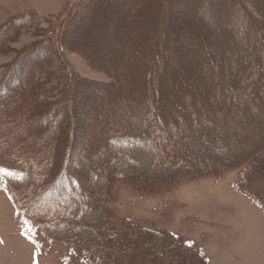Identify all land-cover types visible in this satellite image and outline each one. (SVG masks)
I'll return each mask as SVG.
<instances>
[{
    "label": "rangeland",
    "instance_id": "obj_1",
    "mask_svg": "<svg viewBox=\"0 0 264 264\" xmlns=\"http://www.w3.org/2000/svg\"><path fill=\"white\" fill-rule=\"evenodd\" d=\"M239 12L249 19L242 27L252 28L246 42L238 41L243 22L240 19L238 24L232 19ZM11 23L0 43V70L5 72L19 61L21 76L31 72L38 76L32 88L38 95L32 97L34 103L24 97L18 107L10 106L9 114L14 116H7L8 120L1 117L5 124L0 128L7 127L1 133L0 146L8 145L11 134L19 129L16 127L28 130L26 136H35L38 127L41 136L48 138L63 128L64 136L57 145L66 141L73 127L76 153L72 155L75 161L70 164L71 175L80 176L86 189L92 191L94 203L89 218H99L105 200L110 199L115 227L93 228L99 241L89 254L82 251L84 248L78 253L63 240L44 237L28 225L34 217L31 212L30 218H23L26 205L15 209L13 196L7 191L8 184L23 179V165L4 161L9 167L0 170V264H151L153 245L146 247V254L139 250L145 241L132 242L140 233V225L190 245L189 251L194 254L186 258L179 251L177 257L181 260L167 257V264H264V208L242 186L241 171L181 180L171 190L151 192L150 196L139 195L123 182L110 190L108 182L117 177L119 170L129 172L138 184L152 189L160 185L166 168L160 164L151 167L144 149L105 162L103 158H108L113 148L101 132L112 130L106 129L107 124L100 125L99 120L121 123L123 129L135 123L137 113L129 104L137 100L140 73L155 55L166 62L163 88L168 91V106L181 109L178 101L188 92L194 98H205L218 112L233 95L228 83L231 76L236 77L232 87L239 90L243 79L264 68L260 64L264 59V0H0V30ZM39 45L49 47V56H39ZM132 79L138 82L130 84ZM219 85L222 87L218 90ZM240 99L226 106L224 111H231L230 118L214 114L211 119L217 126L213 129L197 132L193 125L184 123L187 127L179 136L192 141L195 151L187 157L190 162L204 168L216 164L221 156L227 162L234 161L245 154L247 147L252 150L251 146L258 143L264 135V115L255 118L246 111L239 113L237 106L247 103ZM192 101L196 105L198 100ZM33 116H39V120ZM193 119L201 121L199 116ZM203 133L207 137L204 145ZM190 145L185 144L183 150ZM79 156L85 165L78 164ZM97 162L98 169L88 178L87 169ZM136 165L139 169L133 168ZM259 165L264 170V159ZM56 187L65 192L64 183ZM49 203L48 198L43 202ZM70 204L69 208L76 210L72 207L74 199ZM123 221L131 222L122 226L129 228L130 237L119 236ZM60 234L54 233L57 238ZM122 241L127 243L124 253ZM156 257V264H162V259Z\"/></svg>",
    "mask_w": 264,
    "mask_h": 264
},
{
    "label": "trees",
    "instance_id": "obj_2",
    "mask_svg": "<svg viewBox=\"0 0 264 264\" xmlns=\"http://www.w3.org/2000/svg\"><path fill=\"white\" fill-rule=\"evenodd\" d=\"M246 17L247 16L240 12L238 16L232 15V19L237 20L238 24L240 19L241 22H243V24L240 25V28L244 31L242 30L238 32V41L240 40L241 42L249 41V37H251L249 36V33H251L250 31H252V28L250 26L242 27L247 24L249 20L248 17ZM214 19L216 20V18ZM11 25L12 23L0 30V43L4 38L3 35L6 29ZM244 33L247 35H244ZM48 41L49 38L43 41V43H47ZM48 52L49 47L46 45H39L37 53H39L40 57L49 56ZM21 60L22 58L20 56V63ZM18 63L19 61L14 66L8 68L5 72L2 71L3 69L0 70V125L5 124L2 122H4L3 119L8 120V118H6L7 116H14V113L11 115L9 114L8 110L10 109V106L15 107V105H17L18 107V105L22 103L24 97L26 100H31L33 101L32 103H34L35 100H32V97L38 95L34 93V89L32 91V88H35V85H37L38 76L34 72L27 73L25 76L22 71L21 73L23 75L21 76L17 68ZM260 64L264 65V59L260 61ZM254 67L256 68V66ZM165 68L166 62L163 58L159 55H155L153 59H151L147 68L142 69V72L140 73L141 78H139V80H141L139 81V84L141 85L139 96L137 100L133 99V102L129 104L130 107L134 106L137 113L135 123L126 124V128L123 129L121 123H114L113 125V123H106L105 119L99 118V120L102 119L100 125L102 124L105 126V124H107L108 127H106V129L109 131L112 130V132L108 131L109 133L101 132V135L105 138L106 144L113 148L111 155L108 158H103V160L105 159V162H109L108 160L114 161L115 158H117V155H124L128 152L131 153L138 150L142 151L141 149H144L147 153L145 160L151 167V164H160L161 167L166 168L160 178L162 182L157 187L150 189L144 185L141 186L138 184L129 172L122 169L119 170V174L116 178L108 182L109 189L113 190L117 186V183L123 182L133 186L134 190L136 193H139V195L150 196L151 192H160L161 194L162 192L171 190L173 186L177 185L181 180L218 176L226 171L239 170L241 171L240 178L243 183L242 186H244L248 192H251L253 198L264 208V170L259 165V162L264 159V135L259 138L258 143L251 146L253 147L252 150L249 149L250 147H247L249 151L246 149V151H244L245 154H242V156L236 160L227 162L222 160L223 157L221 156V160L216 164L204 168H202V164L189 161L187 157H190L191 155L193 156L195 151L192 148V141L187 139L184 140L179 136L180 131H183V129L187 127L184 124L185 122L193 125L197 132H200L204 128L206 130L215 128L217 123L211 119L214 114H226V116L230 118L231 111H226L225 113L224 110H226V106L229 107L228 103L231 104L233 101L237 102V99H240V97L247 103L243 102L237 106L239 113L240 111H246L247 114L254 115L255 118L262 117L264 115V84L262 85L261 82L264 81V70H262L264 68H260L261 70L258 72L255 70L247 80L243 79L242 85H244L242 88H239V90L232 87L236 77L234 78L231 76L229 78L228 83L233 95L226 99L227 105H223L220 108L221 112H219V109H217L218 112H214V109L207 104L205 98H194L188 92L186 95H182L179 101L178 99L174 101L175 103L178 101V104H182L181 109H174L170 107V105L168 106L165 98V93L168 91H165L163 88L165 79H167L163 77ZM11 71L16 73L14 74ZM16 74L21 78L20 81ZM12 76H15L16 78ZM41 78L43 77H40V79ZM135 82L138 81L132 79L130 84H134ZM221 87L222 85H219L218 90ZM21 93L23 94V97L22 99H18L19 96H22ZM35 99H37V97ZM193 99L198 100L196 104L197 106L193 104ZM118 101L121 102L122 99H118ZM214 102L215 99L213 100V105H215ZM183 116H186L187 118L181 120ZM198 116L201 118V121L193 119ZM1 117H3V119ZM37 117L36 118L39 120V116ZM175 117H177V119H175ZM29 123L30 124L28 125L30 126L31 120H29ZM6 127L7 126H2V128H0V137ZM16 128L19 129H17L15 133L19 131V134H11L12 138L8 145L5 144L4 146H0V170L9 167L4 161L12 160L20 162V164L23 165V179L13 185L8 184L9 189H7L9 194L13 196L11 202L15 209L16 206L20 204H23L24 206L26 205L28 209L23 208L24 212L21 213L23 218H30L31 212L34 217L30 220L28 225L44 237L63 240L64 243L78 253L85 251L89 254L90 249L95 251L94 248L99 239L93 232V228L101 226L106 228L115 227L112 215L113 211L112 208L108 206L109 203H111V200L108 199L105 200L104 212L102 215L99 218L97 217L98 219L89 218L92 213V204L94 203L91 194L92 191L90 192V189L89 191L86 189L87 187L84 186L80 176L76 178L71 175L72 169H70V164L75 161V159H72V155L73 153H76L73 146L74 128H70L67 133L66 141L63 140L59 145H57V142L61 138V135L64 136L63 128H61L62 131L58 130L56 133L54 132L53 138L44 137V135L41 136L40 131L38 132V127L35 128V136H26V131L28 130L23 129L22 127ZM203 135H205V133L202 134L201 141L203 139L206 141L207 137L206 135ZM205 141L203 140L202 145L206 143ZM0 142L2 141L0 140ZM185 144H191L189 146L190 149H185L186 151L183 150ZM84 154L86 153L83 152V155ZM79 159L78 164H81V162V165L86 164L83 163L80 156ZM186 161L188 162L186 163ZM182 163L183 165L184 163L186 165L184 167L179 166V164ZM99 165L98 162L94 165H90V168L87 169L88 178H90V175H93L94 170H97ZM78 166L76 167L79 168ZM199 166H201V169L197 168ZM133 168L139 169L137 165ZM74 181L76 182L75 186L73 185ZM60 183H64V193H68L67 198H62V200L61 196L64 193L58 191L56 187V185ZM47 198L50 200V203L44 205L43 202ZM51 199H55V202L53 203ZM73 199L74 204L72 207L76 206V210L69 208L71 205L70 202ZM60 207L62 209L65 208V210L59 211ZM33 208H35V210ZM39 209L43 211H40ZM70 213H74L75 215L71 217ZM127 224L129 226L131 225V222L123 221L120 223V237L124 236L126 238L131 236V233H129L128 230L129 228L122 227ZM140 226L141 227L138 228V232L140 233L134 236L132 242H134V240H137L139 243L145 241L146 244L144 247L139 249L144 253H146V247L148 248L149 245H153L154 256H149L152 261L151 264H156V256L162 259V264H167V257L173 260H181L179 255L177 257L179 251L185 255L186 258L190 257V254H194V252L189 251L190 245L184 242H174L172 235L168 234L164 238L165 235L161 232H157L155 229L143 225ZM60 229H63V231H57ZM84 230L87 231L82 232ZM134 231H136V228H134ZM54 233H61L60 238H57ZM144 238L147 240H144ZM128 246L131 247L132 244ZM83 248L84 250L80 251ZM122 248V252L124 253L127 248V243H123L122 241ZM149 253H151L150 250ZM170 255L172 256L170 257ZM196 257L199 258L200 256L196 254ZM196 257L195 259L197 261L198 258ZM121 259L124 260L122 256Z\"/></svg>",
    "mask_w": 264,
    "mask_h": 264
},
{
    "label": "bare ground",
    "instance_id": "obj_3",
    "mask_svg": "<svg viewBox=\"0 0 264 264\" xmlns=\"http://www.w3.org/2000/svg\"><path fill=\"white\" fill-rule=\"evenodd\" d=\"M146 170H148V169H146Z\"/></svg>",
    "mask_w": 264,
    "mask_h": 264
}]
</instances>
